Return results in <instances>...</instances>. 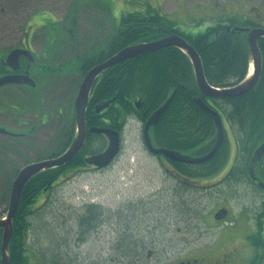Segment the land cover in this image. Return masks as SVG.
<instances>
[{
    "label": "rangeland",
    "instance_id": "1",
    "mask_svg": "<svg viewBox=\"0 0 264 264\" xmlns=\"http://www.w3.org/2000/svg\"><path fill=\"white\" fill-rule=\"evenodd\" d=\"M100 1L110 6L109 14L97 12L91 0H83L77 11L76 28L71 31L74 15L70 8L75 0H32L35 9L49 12L47 19L45 15L41 18L45 27L59 24L52 42L44 38L46 32L41 27L37 61L55 67L75 60L70 62L73 69L69 72L40 82L44 108L38 109L37 100L35 109L27 105L19 116L0 112L1 127L16 131V121H21L25 125L18 128L28 134L19 141L0 134V186L7 164L21 169L25 161L52 153L66 142L64 135L72 126L74 111V102L70 105L69 100L75 99L81 81L80 67H76L81 62L76 59L103 48L105 41L117 33L123 15L156 8L181 30L196 35L222 17L242 21L250 19V6L264 7V0ZM29 14L23 11L9 18L0 11V49L17 41L18 30ZM53 101H68L62 114L54 112ZM50 111L49 120L43 123L42 113L48 115ZM142 135L143 123L130 118L122 132V150L112 164L99 171L82 170L61 177L49 193L38 199L32 207V230L26 244L31 264H50L53 260L58 261L53 264H166L176 258L174 252L179 248L183 253L194 248L196 212H209L217 202L214 194L218 199L222 195L220 191H208L202 180L189 182L186 188L147 150ZM91 205L100 212L98 223L82 234L79 218ZM7 210L8 205L5 210L0 203V218ZM128 244L131 250L124 248ZM143 250V256L137 258L135 253ZM128 251H132L131 257Z\"/></svg>",
    "mask_w": 264,
    "mask_h": 264
},
{
    "label": "trees",
    "instance_id": "2",
    "mask_svg": "<svg viewBox=\"0 0 264 264\" xmlns=\"http://www.w3.org/2000/svg\"><path fill=\"white\" fill-rule=\"evenodd\" d=\"M83 0H75L70 9L74 15L71 31L76 28V15ZM99 1V0H98ZM97 0H91L97 12H104L107 16L110 6ZM97 5V6H96ZM35 10L32 0H4L0 4V11L4 17L13 18L23 11L31 13ZM53 24L59 25L58 22ZM52 25V23H50ZM51 27V28H57ZM259 25L243 19L221 18L214 25L209 26L204 32L190 34L181 30L176 22L169 19L159 9L149 8L144 12H131L123 15L117 33L109 37L104 47L90 55H84L76 59L80 63V70L84 72L92 68L125 47L144 42L158 40L170 34H176L191 43L200 55L204 74L207 81L216 88H226L238 85L248 75L251 63V54L247 43V34L236 31L235 27L249 28ZM259 48L263 58V66L260 78L256 86L246 95L236 98L205 99L197 85L194 70L188 55L179 48L168 47L147 54L131 58L104 72L96 81L86 111V123L88 127H107L123 132L126 122L130 118H137L143 124L168 97L175 91L174 98L159 118L156 126L152 128L153 139L158 146L166 149L189 153L191 155H203L207 153L216 141V127L213 118L207 114L196 102L202 98L213 106L228 119H232L235 127L244 133L249 131L253 134V140L260 141L264 132V38L259 40ZM70 59L55 67L47 63L41 65V81L46 82L51 76L58 77L73 69ZM41 85V83H40ZM42 91V88H40ZM24 95L18 101L20 106L36 108L32 97ZM113 100V103L100 114L94 113L97 105ZM43 98H40L39 108H44ZM74 98L72 99V101ZM1 101V100H0ZM65 101V100H64ZM53 101L54 112L64 110L65 102ZM71 101V104H72ZM141 102L137 109L135 103ZM74 102V101H73ZM250 109L244 113L241 110ZM62 110V111H63ZM42 122L49 120L50 111L42 113ZM71 120L69 132L64 144L52 153L39 155L33 161H25L23 166L34 161L56 157L68 148L75 134L76 114ZM63 136V137H64ZM245 137H240L243 140ZM20 140V139H19ZM18 140V141H19ZM106 139L103 135L88 133L86 142L81 151L68 164L43 171L34 176L22 192L19 208L13 218V233L9 242L10 264H28L26 244L32 224L30 215L38 199L49 193L61 177H68L85 168V157L99 153L103 150ZM227 155V146L223 142L218 152L209 161L196 165H187L171 161L182 177V184L187 188L189 182L207 179L219 170V167ZM20 169L5 166L2 172L3 181L0 186V203L6 207L9 204L12 183ZM96 206L91 205L80 216V232L93 230L98 223L100 212ZM3 230L0 229V256ZM131 250L130 245L124 246ZM132 256V251H128ZM42 260V259H41ZM52 261V260H51ZM43 262V261H42ZM58 263V261L53 260ZM53 262H49L53 264ZM44 264V262H43Z\"/></svg>",
    "mask_w": 264,
    "mask_h": 264
},
{
    "label": "flooded vegetation",
    "instance_id": "3",
    "mask_svg": "<svg viewBox=\"0 0 264 264\" xmlns=\"http://www.w3.org/2000/svg\"><path fill=\"white\" fill-rule=\"evenodd\" d=\"M3 1L0 0V4ZM249 11L250 19L245 20H249L259 25L258 27L264 28V7L250 6ZM48 14V11L40 10V8L33 10L25 18L23 27L18 30L19 37L17 41L0 49V78L11 76L21 79L20 77L27 75L36 84L31 86L30 84L10 83L1 86V113L8 112L15 116L22 115L26 109L21 107L18 101L24 95L32 97L34 102L40 100L42 64L41 61H37L39 60V56L36 54V46L39 45L37 41L41 39V29H43L41 27H44L46 32L44 38L47 41L50 40V42H52L59 30L58 28H51L49 25L45 27L47 24L41 18L45 15L47 19ZM15 50L21 52L18 63L12 64L13 67H17L16 69L8 65L7 60L8 55ZM87 72L83 73L80 70L81 81L79 87ZM72 99L73 97L69 100L70 105ZM66 107L67 105H65ZM60 110L58 113L62 114L65 109L61 108ZM241 111L244 113L251 112L250 109ZM71 114L72 118L70 121L72 120L73 123L74 115L73 113ZM220 114L224 123L223 142L227 146V155L216 173L211 174L207 179L200 180L205 182L207 185L205 188L208 191L211 190L217 194L220 191L222 196L219 195L220 199H218L215 198L214 194L213 199L217 202L214 203L213 208L209 212L203 215H201L200 210L196 212V222L194 224L196 242L194 248L184 253L181 252L183 249L179 248L176 253L174 252V254H177L176 258L166 264H264V153L260 160L252 165L256 150L264 143V132L261 134L262 138H260V141L253 140L254 137L251 132L246 131L245 135H243L244 133L240 132L238 127H235L232 119L226 118L222 113ZM16 125L14 127H17L16 131L7 129L11 133L7 136L19 140L27 134L21 131V128H18L24 126L25 123L16 121ZM240 137L245 138L240 140ZM121 138L123 145L122 134ZM152 155L161 161L164 168L178 182L182 181L183 176L172 164L171 161L173 160L161 154ZM83 170L99 171L93 165L88 164H85ZM194 182L198 183V180H194ZM221 209L227 210V215L224 218H221V214L217 215V212ZM31 211L33 212L34 208L31 207ZM200 217L202 221L198 220ZM144 251L136 252L137 258L142 257ZM147 254L150 256L152 253L148 251ZM28 264L31 263L28 261Z\"/></svg>",
    "mask_w": 264,
    "mask_h": 264
},
{
    "label": "water",
    "instance_id": "4",
    "mask_svg": "<svg viewBox=\"0 0 264 264\" xmlns=\"http://www.w3.org/2000/svg\"><path fill=\"white\" fill-rule=\"evenodd\" d=\"M236 31H243L247 34V43L251 54L252 60V73L246 77V79L238 85L226 88H216L212 86L206 79L204 69L200 55L198 54L195 47L189 43L185 38L170 34L162 37L158 40L144 42L140 44L131 45L120 50L116 54L112 55L108 59L93 66L85 75L83 81L80 84L78 94L74 101V110L76 114V134L70 146L62 154L47 158L40 161H34L26 164L22 167L16 175L10 192L8 210L5 217L0 218V229L3 230L2 242H1V256L0 264H10L9 262V242L13 233V218L19 208L22 192L25 189L28 182L37 174L57 167L64 166L71 162L73 158L83 148L88 133L103 135L107 139V146L99 153L91 154L85 157V163L93 165L97 169H104L114 162L116 157L120 154L122 148L121 133L117 130L107 127H87L86 124V111L91 98L92 89L97 79L110 68L121 64L131 58L161 50L168 47H175L185 52L193 66L195 79L202 96L207 99H218V98H236L241 97L249 93L258 83L261 75L263 58L259 48V40L264 38V28L256 27L253 29L235 27ZM19 50L12 51L8 55V65L11 67L13 63H18ZM32 60V59H31ZM16 69L17 67H13ZM2 77L0 78V87L10 83H22L30 84L35 86V82L29 78V76L20 77ZM175 95V91L168 97L162 106H160L153 114H151L145 121L143 127V141L147 150L152 154H161L164 157L173 161L185 163V164H201L212 159L220 149L224 141V128L222 119L216 109L208 103V101L202 98H197L196 102L209 114L216 127V141L212 148L203 155H191L189 153H181L178 151L166 149L156 144L153 139L152 128L156 126L159 118L166 111L171 104ZM113 100H109L97 105L94 109V113L100 114L102 111L107 109ZM141 102L137 101L135 106L137 109L140 108ZM0 134L8 135L11 134L6 128L0 126ZM264 153V143L256 150L252 165L256 164ZM221 214V218L227 215L226 209H221L217 212V215Z\"/></svg>",
    "mask_w": 264,
    "mask_h": 264
},
{
    "label": "bare ground",
    "instance_id": "5",
    "mask_svg": "<svg viewBox=\"0 0 264 264\" xmlns=\"http://www.w3.org/2000/svg\"><path fill=\"white\" fill-rule=\"evenodd\" d=\"M111 129H112V128H111ZM73 137H74V136H73ZM215 140H216V139H215ZM214 143H215V142H214ZM213 145H214V144H213ZM213 145H212V146H213ZM83 147H84V146H83ZM193 182H194V181H193Z\"/></svg>",
    "mask_w": 264,
    "mask_h": 264
}]
</instances>
